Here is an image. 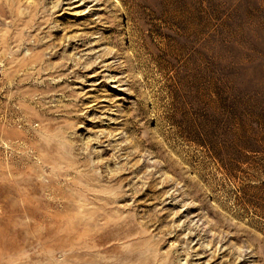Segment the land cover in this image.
<instances>
[{"label":"rangeland","instance_id":"rangeland-1","mask_svg":"<svg viewBox=\"0 0 264 264\" xmlns=\"http://www.w3.org/2000/svg\"><path fill=\"white\" fill-rule=\"evenodd\" d=\"M0 264H264V0H0Z\"/></svg>","mask_w":264,"mask_h":264}]
</instances>
